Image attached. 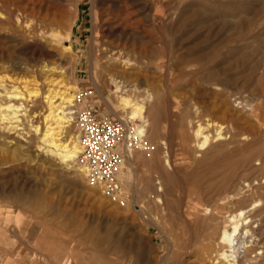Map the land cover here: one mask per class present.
Listing matches in <instances>:
<instances>
[{
  "label": "rangeland",
  "instance_id": "1",
  "mask_svg": "<svg viewBox=\"0 0 264 264\" xmlns=\"http://www.w3.org/2000/svg\"><path fill=\"white\" fill-rule=\"evenodd\" d=\"M0 7V264H213L207 246L219 245L228 214L254 204L246 239L257 242L243 262L264 264V0H0ZM71 27L59 51L40 36ZM114 51L133 62L114 75L121 82L105 69ZM49 75L68 83L69 95L82 92V105L99 118L129 116L117 81L141 97L155 94L137 113L149 122L145 150L124 152L125 201L88 183L81 154L66 161L48 151L50 110L43 94L34 102L29 93L58 90ZM14 90L19 98L9 96ZM200 126L196 137H210L203 150L194 137Z\"/></svg>",
  "mask_w": 264,
  "mask_h": 264
},
{
  "label": "bare ground",
  "instance_id": "2",
  "mask_svg": "<svg viewBox=\"0 0 264 264\" xmlns=\"http://www.w3.org/2000/svg\"><path fill=\"white\" fill-rule=\"evenodd\" d=\"M79 6H81V5H79ZM0 12H2V7H0ZM17 23L23 27L29 28L30 31L36 30V28L34 26H32V24L27 23V21H24L23 19L18 18ZM72 30H73V27H71L63 35L55 29L42 30V31H40V36L42 37V39H44V41H47L48 43L49 42L52 43L53 48L56 49V51L57 50L59 51L60 50V47H59L60 40L61 39H69L71 37ZM29 34H31V33H29ZM31 36H32V34H31ZM31 36H29V37H31ZM70 48H71L70 46L66 47V49H68V50ZM120 53H122V52L120 51ZM110 58L112 59V62H113V64L111 65L112 68L109 65H106L105 69H107V70L112 69L113 76L116 75L117 73L127 74L130 72V68L133 65V62L131 61V59H127V58L124 59L119 54H117L115 51L110 53ZM46 66H48V65H45V67ZM53 68H55V67H49L48 66V69H44V70H46V72H48L50 70L53 71ZM60 71L63 72V70H60ZM49 77H50V75H49ZM58 78L59 77H55V78L50 77V80H49V82H51V85L52 84H54L56 86L60 85V88L58 90L55 91L54 88H49L48 89L49 92H47V91L46 92L45 91L40 92L39 90H37V91L33 90L29 93V95H30L32 101H34V102L42 94L46 98L44 101L47 103L50 112L44 118L45 130H44L43 140L45 142H47L46 144H48L50 147V149H48V151H52L53 153L60 156L63 160L71 161V160H74L76 157H78L79 156L78 154H82L84 152V145L82 143V140L80 139L79 129L72 131V128H73L72 127V125H73L72 121L75 120L73 118V115H72V108H73L72 106L74 104L82 105V102L76 103L75 100L77 99V96L76 95L73 96L72 93L69 95V93L72 92L71 90L73 88L69 87L70 85L68 83H64L65 82L64 80H62V79L58 80ZM114 79L117 80L118 78L116 76H114ZM119 81H117L118 83H117V88H116L115 92L117 93V96H119V100L122 102V105L125 106V110H127V115H129V116H126L127 118H124V119H127L129 121H133L134 119H139V121L141 122L140 124L136 125L135 130L138 134L143 135L142 141L138 144V146H141L143 149V148H145V146L147 144V143H144V138L146 136L147 126L149 125V122L145 123L144 118H146V117L144 116V113H140V114H137V113L144 111V108L146 111L147 110L146 104L151 105L156 100V96L153 92H148V94L141 97V93H136L137 88L133 84L130 85L129 87H127L128 84L123 85V82H122V84H120L121 81L120 82ZM122 86H123V88H124V86L126 87L125 90L122 88ZM122 89L124 90V93L122 95H118V92L122 91ZM15 91L16 90L10 91L12 94L9 96L19 98V92L16 93ZM6 93H7V91H6ZM6 108H9V109L11 108V110L13 109L12 112H14L15 114L17 113V110H18V109H16L15 106L13 107V104L7 105ZM0 110H1V105H0ZM9 113H11V111ZM139 115H142V117H137ZM6 116L7 115L5 114V117ZM146 116H148V115H146ZM10 119H11V117H10ZM12 119H13V117H12ZM47 119H51V122L48 123ZM35 127H36L35 129H37L39 131L41 130L39 124H36ZM202 133H203V128L200 126L196 131H194V137H196V135L202 134ZM218 135H219V138H224L223 133L221 131H219ZM196 139L198 140L199 150L206 149V147L208 146L209 140H210L209 135H204V138H197L196 137ZM149 146H150V144H149ZM147 149H149V148L147 147ZM143 150H145V149H143ZM166 152H168V151H166ZM163 153H164V151H163ZM140 154L138 156H140ZM139 159H140V157H139ZM159 159H161V158H159ZM148 161L150 163V162H152V159L149 158ZM164 164L167 166H170V159H169L167 154L164 155ZM149 166L152 167L151 164ZM254 180H256V179H254ZM247 185H249V183H247ZM158 199L162 200L160 196L158 197ZM119 200L123 201V200H125V198L123 197V198H120ZM257 205L258 204H254L251 208H255V207H257ZM207 209H209V208H207ZM250 209H243L242 208V209H239L238 211L231 212L228 214L227 224H226L225 228L221 230L219 238H218V240H219L218 244L219 245L217 246V244L209 243V245L207 246L211 250V253L213 254L212 258H211L213 264H244L243 257H245V254L247 252H249L250 247H252L254 245V243L257 242V241H255V239H253V237H252V239H250V242H248L246 239L247 237H249L250 233L252 234L254 232L250 229L251 218L249 217V214L247 213V212H249ZM261 253H262V251H261ZM259 254H260V252H259ZM245 264H246V262H245Z\"/></svg>",
  "mask_w": 264,
  "mask_h": 264
},
{
  "label": "built area",
  "instance_id": "3",
  "mask_svg": "<svg viewBox=\"0 0 264 264\" xmlns=\"http://www.w3.org/2000/svg\"><path fill=\"white\" fill-rule=\"evenodd\" d=\"M76 96L75 102H81L82 92H77ZM72 107L84 145L81 160L86 180L109 196L125 198L120 171L124 152L142 141L143 135L135 130L137 123L119 117L99 118L91 108L80 104Z\"/></svg>",
  "mask_w": 264,
  "mask_h": 264
},
{
  "label": "crops",
  "instance_id": "4",
  "mask_svg": "<svg viewBox=\"0 0 264 264\" xmlns=\"http://www.w3.org/2000/svg\"><path fill=\"white\" fill-rule=\"evenodd\" d=\"M80 23H82V21L80 20ZM82 25V24H81ZM80 35H79V37L82 35V33H79Z\"/></svg>",
  "mask_w": 264,
  "mask_h": 264
}]
</instances>
